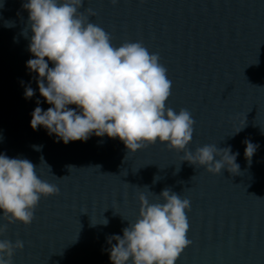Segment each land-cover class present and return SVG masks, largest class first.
I'll list each match as a JSON object with an SVG mask.
<instances>
[{"label": "water", "instance_id": "obj_1", "mask_svg": "<svg viewBox=\"0 0 264 264\" xmlns=\"http://www.w3.org/2000/svg\"><path fill=\"white\" fill-rule=\"evenodd\" d=\"M22 2L0 7V153L28 159L58 194L41 197L30 225L9 224L0 236L23 241L13 264H110L106 238L135 222L139 194L162 202L165 188L190 202L191 243L176 264H264V0H84L81 8L95 12L91 22L113 46L140 42L158 54L171 81L166 107L186 109L194 120L186 150L230 146L234 174L196 168L160 143L128 153L117 138L64 144L43 128L33 131L36 101L42 110L51 105L25 67L32 57ZM21 81L30 82L32 98H24ZM245 140L259 145L250 162ZM102 219L106 226L92 224Z\"/></svg>", "mask_w": 264, "mask_h": 264}, {"label": "clouds", "instance_id": "obj_2", "mask_svg": "<svg viewBox=\"0 0 264 264\" xmlns=\"http://www.w3.org/2000/svg\"><path fill=\"white\" fill-rule=\"evenodd\" d=\"M109 3L116 5L119 0ZM83 4L84 0H23L21 4L28 14L22 35L29 41L27 50L32 57L25 67L35 79L39 95L51 105L42 110L40 100L36 101L37 107L30 113L32 130L43 128L64 144L86 142L92 136L117 138L128 153L160 143L182 151V162L211 174H220L222 169L237 173V153L230 146L206 144L195 152L186 150L194 120L186 109L175 112L166 107L171 81L158 54L150 53L140 42L113 46L109 34L91 22L95 12L91 8L81 11ZM5 26L14 24L6 22ZM21 85L24 98H32L30 82L24 85L21 81ZM243 143L244 156L250 162L259 145L248 140ZM35 169L28 159L0 153V236L9 224L30 225L41 197L58 194L57 186L41 180ZM157 196L162 202L149 203L139 194L135 222L128 221L122 235L106 238L109 247L104 251L110 264H176L190 245L186 237L189 200L170 188ZM107 223L102 219L92 224ZM23 246L19 239L14 243L0 239V264H13L14 251Z\"/></svg>", "mask_w": 264, "mask_h": 264}]
</instances>
